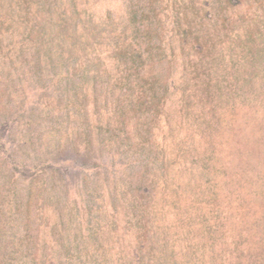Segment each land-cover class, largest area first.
I'll use <instances>...</instances> for the list:
<instances>
[{
  "label": "trees",
  "instance_id": "16d2710c",
  "mask_svg": "<svg viewBox=\"0 0 264 264\" xmlns=\"http://www.w3.org/2000/svg\"><path fill=\"white\" fill-rule=\"evenodd\" d=\"M222 1L223 7L231 8L237 0H221V5ZM60 3V13H48L49 23L47 13L43 15L32 41L45 53L55 44L58 57L46 62L58 73L46 89L53 97L39 104V95L31 94L45 88L34 84V73L28 72L21 82L15 79L10 91L14 109L3 111L0 119V166L7 167L16 188L15 200L4 209L14 217L10 224L15 229L17 264H176L174 256L186 250L180 247L183 226L181 215L169 211L183 208L177 184L182 175L187 179L189 173L204 170V165L198 169V160L219 165L222 182L211 180L204 196L184 182L179 188H191L199 205L206 199L214 202L223 222L217 233L240 247V255L264 252V42H252V34L240 42H231V37L228 42H209L207 35V44H200L207 33L205 19L217 25L211 22L220 0H114L120 12L110 18L102 17L108 14L105 7L101 10L90 0ZM96 10L105 13L98 19L92 16ZM62 23H69L66 30ZM76 31L78 39L72 42ZM161 36L167 38L161 42L177 43V59L170 62L174 67L169 66L167 77L165 67L156 78L141 42L147 37L160 42ZM206 50L211 56L199 60L196 53ZM33 63L37 67L29 70L37 73L45 61ZM20 90L27 94L21 96ZM167 100L180 118L173 123L165 110ZM29 101L34 107H27ZM145 113L151 122L161 119V132L169 127L174 131L167 135L159 130L163 150L154 151L152 144L140 154L141 172H152L150 182L143 183L141 172H131L137 152L127 155L126 148L134 147L133 137L140 138ZM188 124L197 127L192 134L201 138L205 150L203 156L182 154L181 162L175 149L187 144L190 136L183 140L180 133ZM188 140L198 145L197 139ZM173 161L187 163L188 170L178 163L172 168ZM135 174L138 194L132 195L122 188ZM194 209L192 204L186 211ZM104 218L111 234L100 229ZM120 218L125 220L123 230L130 224L138 231L129 253L120 250L122 243L115 236ZM192 230L190 226L188 234ZM259 257L258 264H264V255Z\"/></svg>",
  "mask_w": 264,
  "mask_h": 264
},
{
  "label": "rangeland",
  "instance_id": "374dc122",
  "mask_svg": "<svg viewBox=\"0 0 264 264\" xmlns=\"http://www.w3.org/2000/svg\"><path fill=\"white\" fill-rule=\"evenodd\" d=\"M39 1L40 0H0V119H1V115L3 114V111H7L12 108L14 109L15 104L13 100H15V95H10L11 93L10 91L15 87L14 85V82L16 81L15 79L17 78L19 82H21L24 74H25L24 78L28 77L27 75L28 72L34 73L35 76L33 80L34 84L38 82V86L41 85L42 86L41 88H45L42 91L38 90L39 93L35 92L37 90L36 89L34 90L35 93L31 94L35 96V98L36 95H39L37 96L40 97L41 99L39 104L45 105L47 102H49V99L51 100V98L49 97L50 96L53 97V94L47 92L46 89L50 85L49 81L50 80L52 81L53 78H55L58 73H55L54 71H50L49 70L50 64L47 65L46 62L51 59L56 60V58L58 57V53L56 54V52L54 51L55 44H51V48L46 47L47 51L45 53V50L44 49L42 50L43 47L41 48L40 45L37 46L39 42L33 43L32 41L34 38L33 35L38 33V31L42 27L41 18L43 17V15L47 13V15L45 16L46 19L48 13L50 12L60 13L59 8H61V3H60L61 0H44L45 2H49L47 3V5L39 4ZM113 1L114 0H106V1L90 0L91 4H96V5L100 4L101 10H104L102 6L105 7L108 13L107 16L105 15L106 16L105 17L102 16L105 12L102 11V13L99 14L96 10L97 14L92 16H94L95 18H98V16H100V18L101 16L103 18H107V17L110 18L119 15L120 12L119 4L118 3L113 4ZM104 2L106 3V5L104 4ZM234 4L235 5H233L231 8H225L223 7V1L221 5V0H220L219 9L217 8L214 16V21L211 22V23H215V21H217V25L216 26L209 25V21L205 19L203 25L205 26L207 33L204 31V39L202 42H200V44L203 42H207V35L210 36L208 38L209 42L217 39L226 40V42H228V39L230 37L231 39L229 40L231 42H240L241 40L244 41L245 38H249L248 37L249 34H252L253 36L252 42H264V25H263L264 0H237L235 1ZM88 11L91 12V9H89ZM47 19L46 21L47 23H49ZM59 19L61 21L62 16L59 17ZM67 24L69 23H65V25L64 23H62V29L66 27ZM95 26L97 25L94 24L92 28H95ZM162 27L166 28L165 25H163ZM64 30H66V28H64ZM97 30L103 32L105 29L103 27L101 28L98 27ZM32 31L34 32L33 34ZM26 32L27 34L30 33L31 37H28L26 39L25 38L26 34H23ZM74 34L76 37L72 39V42H76V38L78 39L79 36L77 34V31L74 32ZM236 36H238V38H236ZM29 38H30V42H28ZM161 38L159 39L160 42H156L157 40L155 39V37L152 38L147 37L146 40H144V42H141L143 45L144 56L148 58L150 57L151 60L153 61L152 62L153 68L151 69V74L155 77L157 75L159 76V74L161 75L162 73H164L165 69L168 68L167 72L163 74L165 75V77H167L168 74L170 73L169 71L170 62L173 61L174 59H177V55L175 52V47L177 49V45H176L177 43L174 42L173 39L172 42H161L167 39L166 37L163 36H161ZM171 38H174V34L171 36ZM203 44H207V43H203ZM99 48L101 49V46H99ZM24 50L25 51L28 50L27 56L22 55L23 54L22 52ZM38 50L39 53L37 54ZM185 53L187 54V52ZM28 54H31V56ZM180 54L181 53H178V55ZM186 54L181 55L183 60L188 59ZM196 55H197L196 57L199 58V60H203L204 58L208 59L209 56H211V54L207 55V50L206 52L203 53L201 52L196 53ZM34 59L36 60L38 59L39 63H41V60L43 61V63L45 61V64L41 63L38 66L39 68H43L42 71H37L38 74L35 73L34 71L29 70L31 68L37 67L34 66L33 63ZM15 60L17 61V64L14 67L11 65V63L12 61ZM173 67L174 66L172 64L170 68ZM24 84H25L23 85L24 87L29 85V87L31 88L30 82H24ZM23 91L24 90H20L22 94L21 96H25L27 94V92L23 93ZM99 95H100L99 98L102 99L103 96L105 97L106 93L103 92L102 94ZM109 100L112 99L109 98ZM30 102L31 101L26 103L29 104L27 105V107H29L30 105L31 107H34L35 102L34 103H30ZM165 110L167 111L166 113L168 115V118L172 123L180 119L177 113L175 112L174 108L172 109L170 100L166 101ZM142 115L145 118H147L146 121L144 122L142 121V128H144V130L141 133L140 138L136 139L135 137H133L134 142L132 141V143L135 144L134 147L131 149L126 148V153L132 151L137 152L132 160L134 163L133 164L131 163V172H135V173H140L142 170L141 167L142 165H139V161L141 159L140 154L142 156V152L145 149L151 150L152 144H154L153 147L154 151L160 152V150H163L162 143H164V141L162 142L159 141V136H160L159 130H160L161 119L157 118L151 122V119L150 118L148 119L147 113ZM183 128L185 130L184 131L185 133L184 132L180 133L181 139L184 140L190 136L188 139L190 140L197 139L198 145L196 146L193 144L191 146L190 141L187 139V144H185L183 148H180V150L175 149L176 155L181 154L180 161L182 162L183 159L182 154L191 155L193 157V153H194L196 155L203 156L204 154L203 150H205V148L202 147L204 146V143L201 141L200 137H197L192 134V131L194 129L196 130L197 127H191L188 124V126H183ZM149 130L151 131L150 134H149ZM172 131H174V128L169 127V129L166 132H161L160 130V133L168 135V134H172ZM155 136L157 137L155 138ZM165 140L168 141L167 138H165ZM200 141L202 144H200ZM116 145L118 146V144ZM164 146H165V150L169 151L170 147L169 146L167 147V145ZM198 148L201 149L196 151ZM170 150H172V148ZM127 155H132V153H128ZM152 156H154V152ZM172 156L168 154L166 157H169L172 160ZM176 163L178 162L173 161L171 167L173 168V164ZM178 165L183 171L188 170L187 163H178ZM203 165H204L203 171H195L192 172L191 174L189 173L187 179H184L185 176L182 175L181 179L179 181L177 180L179 184H183L184 182V186H186L187 184V186L195 187L194 192L202 196L207 194L208 191L206 188L210 186L211 180L213 182L216 180L222 182L221 178H219V174H217L216 171V169L221 170V167L219 165H216V163L214 164L207 161L203 162L202 160H198L197 162V166H199L198 169H201ZM2 168H4V170H2ZM7 170L8 169L6 166L5 167L0 166V264H17V258L14 254L12 247L13 246L12 237H14L15 229L14 226H11L10 224V221L14 217L13 216L10 217V214L8 212L9 210H7L6 212L4 209L5 204L9 208V206L11 205L10 201L15 200L12 196L13 195L15 196V194L13 193H15V189H16L15 185L12 183V178H10L9 175L10 173ZM144 171L145 169L141 172V176L143 177L144 180L143 183L145 182V180H148L150 182V176L152 174L151 170L148 173V176L145 174L143 175ZM7 174H8V178H7ZM93 174H95V172H93ZM135 181L136 182L139 181L136 174L134 177L131 176V178L129 176V180L127 182L123 181L124 189L122 188V190L123 191L126 190L127 192H130L132 195H137L138 191H137V187L134 185ZM188 181L189 184L187 183ZM179 184H177L176 192L178 191L182 192V198L180 197L178 202L183 203L182 204L183 208L179 206L178 210L176 209L171 212L172 210L171 207L169 214L171 213V215H175V213H178L181 215L183 228L180 233L181 234L180 247L181 250L184 249L186 250L180 253L178 252V256L177 255L174 256L176 264H258V262H260L259 256H263L264 252L262 251L254 252L253 250H251V252L244 254V256H242L240 255L241 252L240 247L236 248L234 247V245L232 246L231 244L232 242L228 243L226 239H223L222 232L217 233V226H222L223 222L220 219L221 215L217 212V208L215 207L214 202L212 200L209 199L202 200L200 201L201 203L199 205V201L195 200V197L193 195L194 193L193 190L191 188H186V187L185 189L179 188L180 186ZM146 186H149V183H147ZM149 204L150 201L148 202V205ZM192 204L193 207L195 208L194 211L187 212L186 208L192 206ZM197 209H199L200 212H197ZM92 216H94V214H92ZM104 220L105 222L102 223L100 229L102 228L105 229L104 230L106 232L105 235L111 234V232L106 228L108 226V219L104 218ZM119 220L120 222H117L118 224H116V226L117 229L120 230V232H117L115 236L119 237L118 241L119 242L121 241L122 243V247L120 248V250L121 251L126 250L129 253L130 249L132 248L131 245L133 246L135 240L137 239L138 231H136V226L135 229H133L131 228L130 224H128V226H125V230H123L125 220L123 218H120ZM127 221L129 220L127 219ZM95 223L96 221L94 222V224ZM83 226H88V224L85 223ZM190 226L191 228H193L192 230L193 232L191 231V234H188L190 230ZM121 232H123L122 235ZM85 235L87 236L88 232H86ZM79 238L81 239V237ZM192 245H194L193 248H191ZM109 253L112 254V251L109 250ZM167 257H171V255L168 254Z\"/></svg>",
  "mask_w": 264,
  "mask_h": 264
}]
</instances>
